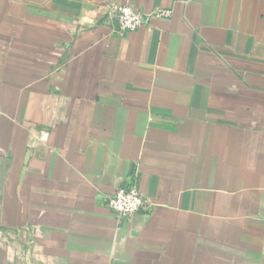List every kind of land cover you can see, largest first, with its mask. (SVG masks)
<instances>
[{
    "label": "crops",
    "instance_id": "1",
    "mask_svg": "<svg viewBox=\"0 0 264 264\" xmlns=\"http://www.w3.org/2000/svg\"><path fill=\"white\" fill-rule=\"evenodd\" d=\"M0 264H264V0H0Z\"/></svg>",
    "mask_w": 264,
    "mask_h": 264
},
{
    "label": "built area",
    "instance_id": "2",
    "mask_svg": "<svg viewBox=\"0 0 264 264\" xmlns=\"http://www.w3.org/2000/svg\"><path fill=\"white\" fill-rule=\"evenodd\" d=\"M112 12L115 29L121 33L136 30L152 18L172 15V10L169 8H157L144 13L128 4L115 5L112 7ZM107 203L120 220L133 216L147 206V201L139 187L131 182L118 187L108 198Z\"/></svg>",
    "mask_w": 264,
    "mask_h": 264
}]
</instances>
